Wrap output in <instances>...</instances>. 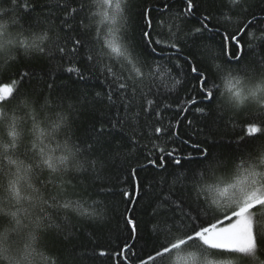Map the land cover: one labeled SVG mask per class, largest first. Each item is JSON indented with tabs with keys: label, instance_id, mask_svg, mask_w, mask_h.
<instances>
[{
	"label": "snow or ice",
	"instance_id": "6c2138e0",
	"mask_svg": "<svg viewBox=\"0 0 264 264\" xmlns=\"http://www.w3.org/2000/svg\"><path fill=\"white\" fill-rule=\"evenodd\" d=\"M261 46L264 0H0V262L264 264V54L246 62ZM33 60L48 70H20ZM182 120L193 137L239 124L231 154L182 139ZM117 194L115 237L75 243Z\"/></svg>",
	"mask_w": 264,
	"mask_h": 264
},
{
	"label": "trees",
	"instance_id": "16d2710c",
	"mask_svg": "<svg viewBox=\"0 0 264 264\" xmlns=\"http://www.w3.org/2000/svg\"><path fill=\"white\" fill-rule=\"evenodd\" d=\"M152 3H159L160 0H151ZM257 3L259 4V0H257ZM179 7V6H178ZM257 12H259V7H257ZM138 18L133 19L132 21V27L134 28L136 26ZM187 27H193L195 26V17L190 18V22L186 25ZM138 35V33H137ZM216 43H219V36L216 38ZM242 41L247 45L250 41L248 40L247 36L242 37ZM207 43H211V41H207ZM214 47V45H213ZM264 54V46H261L259 49L256 50L255 53L249 51L248 56L246 58L247 60H251L253 58H259V55ZM161 63H165L164 61H161ZM167 66V65H165ZM20 70L23 71L26 68L28 70L34 71L36 73H42L46 72L48 70V65L41 60H33L31 62L25 61L19 66ZM185 72H187V68H185ZM178 70H174L173 75H177ZM190 80L191 77H188ZM35 83V81L33 82ZM216 83L219 85L220 91H224L225 89V82L222 80L217 79ZM170 84V82H169ZM166 95H170L173 97H176L177 99L183 98L185 96V91L183 88L178 89L176 93H165ZM169 102L173 103V106L175 107L176 99L169 100ZM188 118H191V113L188 114ZM178 119L177 114L174 110L168 111L165 115V121H171L172 123H175V121ZM91 117L85 115L83 116L79 121V132L80 134H83L84 130L87 128L88 123L90 122ZM240 123H243V121H240ZM197 126H201L198 122ZM205 126V133L199 134L193 137L192 130L187 126L185 121L180 122V126L177 129L179 136L182 139H190L194 140L196 142H201L204 147L212 146L213 150L223 156H229L231 154L230 147L234 146L237 135L240 132V126L237 124L235 127V130H232V126L228 125L225 127V124L223 121L217 120L213 122L212 120L207 121ZM208 140L209 143H203L205 140ZM177 144H180V141H176ZM181 147L186 151H191L195 154L196 150L191 149L187 145H181ZM134 163V161H133ZM192 167H195V165H192ZM112 175V186L117 190L120 187H127V184H121L120 181L117 179V176L119 175L115 171L111 173ZM153 175V172L151 169L141 172L140 176L141 178L145 177H151ZM90 196H92V199H103L102 196H95L91 192L89 193ZM108 205V211L107 215L109 217V221L105 223L104 225H85L84 227H78L77 229V239L75 243L78 245H85L89 248L93 247V242L96 244H99L101 247L105 246L106 241L108 240L109 235L111 234L113 237L116 235V228H117V220H118V213L123 211L124 205L120 202L119 196L113 198L111 201L106 202ZM137 213L140 212V209L137 208ZM125 235L127 233H124ZM142 235H144L142 233ZM91 236V240L89 237ZM148 241L147 245L145 246V242ZM145 246V251L143 253H140L141 256L147 255L148 252L152 249L151 241L149 240L147 235H144V239L139 241L137 244V251L139 252L140 247ZM99 250V249H97ZM103 259V258H102ZM134 259V258H133ZM172 264V262H170Z\"/></svg>",
	"mask_w": 264,
	"mask_h": 264
},
{
	"label": "clouds",
	"instance_id": "9594fccd",
	"mask_svg": "<svg viewBox=\"0 0 264 264\" xmlns=\"http://www.w3.org/2000/svg\"><path fill=\"white\" fill-rule=\"evenodd\" d=\"M8 122L9 121H5L3 122V135L2 137H0V139H2L5 143H7V141L10 139V137L8 136ZM15 170V166H13V171ZM12 177H5L3 183L5 185H7L8 180L11 179ZM29 181L21 179L20 183H19V188H20V196H21V200L19 201L20 205L23 206L26 202H27V196L29 194V192L31 191V189L29 188ZM7 196H9L11 199L9 200L10 203H16L15 199H14V194L13 192H7L6 193ZM0 264H3V262H0Z\"/></svg>",
	"mask_w": 264,
	"mask_h": 264
}]
</instances>
